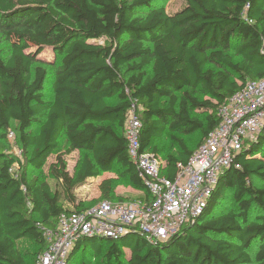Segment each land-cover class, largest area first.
Returning a JSON list of instances; mask_svg holds the SVG:
<instances>
[{"label":"trees","instance_id":"obj_1","mask_svg":"<svg viewBox=\"0 0 264 264\" xmlns=\"http://www.w3.org/2000/svg\"><path fill=\"white\" fill-rule=\"evenodd\" d=\"M47 50L50 58L38 56ZM48 67L52 96L46 100ZM263 77L264 0H181L171 11L154 0H0V264H28L17 247L21 240L34 243L35 264L46 248L44 231L56 228L59 215L90 207L76 202L75 188L102 172L127 177L144 193L113 198L114 180L105 178L101 200L149 198L127 155L124 123L132 102L141 149L159 155L152 144L169 132L177 150L166 155L163 173L173 178L177 163H186L219 124V107ZM11 123L22 161L9 150ZM194 134L191 148L185 137ZM75 150L81 154L71 174L66 156ZM54 152L47 169L53 185L29 177ZM258 155L264 156V126L219 174L201 212L173 234L156 243L138 232L84 236L68 264L82 250L96 255L98 242L99 264H264ZM228 190L230 203L223 206ZM125 248L130 255L122 262Z\"/></svg>","mask_w":264,"mask_h":264},{"label":"built area","instance_id":"obj_2","mask_svg":"<svg viewBox=\"0 0 264 264\" xmlns=\"http://www.w3.org/2000/svg\"><path fill=\"white\" fill-rule=\"evenodd\" d=\"M218 114L219 124L186 163H177L174 177L169 178L163 173L165 162L141 149V123L136 103L132 102L124 123L127 155L149 198L100 200L85 209L62 212L56 228L44 231L46 248L38 254L35 264H68L75 242L84 236L117 239L138 232L150 243L160 242L199 214L219 174L229 168L244 143L264 126V77L247 82L219 107ZM7 136L14 138L12 131Z\"/></svg>","mask_w":264,"mask_h":264},{"label":"rangeland","instance_id":"obj_3","mask_svg":"<svg viewBox=\"0 0 264 264\" xmlns=\"http://www.w3.org/2000/svg\"><path fill=\"white\" fill-rule=\"evenodd\" d=\"M154 4L162 5L166 8V10L171 11V10H173V9H175L181 5V0H154ZM1 47H2V54L5 57L9 52V45L6 41L3 40ZM31 50H33V48H31ZM38 56L42 57V58L43 57H47V58L51 57V55H49L48 50L43 51ZM48 69H49V76H48L47 83H46L45 90H44V99H46V100L50 99L52 96L51 82H52V77H53V68L48 67ZM33 128L36 129V126ZM15 129H16V125L14 123H11L10 130L13 131V135H14L13 137L14 138L9 139V137L7 136L9 150L18 159L24 160V156H25L24 151L22 150V147L18 143V137H17V133H16ZM168 134H169V132H165L162 137H160L159 139H155L154 143L152 144V145H155L157 147L158 154L163 161L165 160V157L167 154L174 155L176 153V150H177L176 145L173 144L169 140ZM185 139H186L187 145L189 147H191V148L195 147L196 141H197V136L195 134L189 135V136L185 137ZM62 146H63V140L61 139V140H59L58 149H61ZM80 154H81V152L77 150V151H74L73 153H71L69 156L68 155L66 156L67 168L70 171H72L76 168ZM53 159L54 158L52 156H50L49 161H51ZM257 161L259 163L261 162L263 164L262 167L264 168V156L258 155ZM16 168H17V165L14 166V169H16ZM30 170L31 171L29 172V177L38 175L40 179L44 178V179L48 180L53 185L54 181L49 177L47 170L43 169V167L40 171H35L33 169H30ZM255 183L259 186H264V180H260V179L256 178ZM122 184H124V177L119 176L118 178H115L113 181L112 190L113 189L117 190L118 188H120L122 186ZM76 191L78 193V197H82V196L86 197L85 200L81 201V205L83 207H86L88 205L91 206V204L94 205V204L98 203L99 200H101L100 192H99L97 184H94V183L89 184V185L78 188ZM132 198H134V197H132ZM229 203H230V190L227 191L226 198L221 202V205H223V206L229 205ZM17 247H18L19 251L21 252V254L23 255V257L26 259L27 263L31 264L33 262V260L35 259V256L33 255V251L35 249L34 243H32L31 241L21 240V241L17 242ZM102 247H106V244H105V246H102ZM102 249H104V248H102ZM93 251L97 256L93 255L88 250H85V252L83 250L80 251L79 257L77 258V260L73 264H99L103 260V255L101 256V254H100L101 251H100L99 242L93 248ZM123 252H124V258H122V262H125L130 255V251L125 248V249H123Z\"/></svg>","mask_w":264,"mask_h":264},{"label":"crops","instance_id":"obj_4","mask_svg":"<svg viewBox=\"0 0 264 264\" xmlns=\"http://www.w3.org/2000/svg\"><path fill=\"white\" fill-rule=\"evenodd\" d=\"M77 151V150H75ZM74 152V151H73ZM71 152V153H73ZM70 153V154H71ZM55 152L50 154V156H52L54 158L55 156ZM69 154V155H70ZM68 155V156H69ZM50 156L47 158L46 162L44 163L43 165V169L47 170L48 169V166L49 164L54 160H51L49 161V158ZM159 156V155H158ZM160 157V156H159ZM161 158V157H160ZM67 162V160H66ZM165 162V160H164ZM165 166H166V163H165ZM68 169V168H67ZM68 171L72 174L74 172V170L70 171L68 169ZM164 171L166 172V168L164 169ZM113 172V173H112ZM119 176L117 175L116 172L114 171H105V172H102L100 175H98L97 177H94V178H90L85 184H82L81 186L75 188L74 190V194L75 196L77 197V203H80L81 204V201L85 200V196H82V197H78V193H77V189L80 188V187H83V186H86V185H89V184H97V186L99 185V183L101 182L102 179H105V178H111V179H115V178H118ZM99 189V188H98ZM144 191L141 190V189H136L134 187H132L131 184L128 183V180H127V177H124V184H122V186L120 188H118L117 190H112V197L113 198H120V197H123V198H130V197H138V196H141L143 195ZM63 205L65 207H68V208H71L73 209V205L68 203V202H64Z\"/></svg>","mask_w":264,"mask_h":264}]
</instances>
